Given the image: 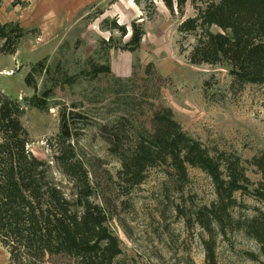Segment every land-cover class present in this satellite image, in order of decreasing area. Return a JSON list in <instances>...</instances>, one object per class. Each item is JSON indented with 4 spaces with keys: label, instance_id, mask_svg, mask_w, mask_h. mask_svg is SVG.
I'll return each mask as SVG.
<instances>
[{
    "label": "rangeland",
    "instance_id": "obj_1",
    "mask_svg": "<svg viewBox=\"0 0 264 264\" xmlns=\"http://www.w3.org/2000/svg\"><path fill=\"white\" fill-rule=\"evenodd\" d=\"M204 6L203 0H189L182 10L170 11L156 0L149 11L135 0H0V21L26 31L15 55H0V90L25 108L30 151L49 164L52 181L69 200L75 197L73 184L54 161L50 144L60 132L61 112L81 114L71 118L72 144L89 171L94 201L107 210L108 226L119 240L122 254L115 264H206L211 238L216 264H264V249L244 230L248 219L264 214V197L254 195L264 196V175L255 163L264 161V85L239 90L227 65L189 63L201 31L181 34L179 27ZM134 21L145 29L141 47L122 50L118 46L130 40ZM113 22L126 26L128 34L113 29ZM204 30L223 33L217 25ZM38 62L47 71L34 72L31 89L25 78ZM92 64H109L111 74L91 78ZM149 64L154 70L147 74ZM44 91L51 93L48 111L27 104ZM162 106L213 156L237 158L246 170V194H235L227 222L212 237L196 215L217 200L203 171L189 168L183 188L164 166L128 193L117 179L120 159L104 142L100 125L111 129L125 117L135 134L153 132V114ZM0 264H8L1 245Z\"/></svg>",
    "mask_w": 264,
    "mask_h": 264
},
{
    "label": "trees",
    "instance_id": "obj_2",
    "mask_svg": "<svg viewBox=\"0 0 264 264\" xmlns=\"http://www.w3.org/2000/svg\"><path fill=\"white\" fill-rule=\"evenodd\" d=\"M155 1L135 0V3L152 11ZM160 1L173 11L175 7L182 10L189 0ZM203 2L205 6L197 8L196 17L185 20L179 27L181 34L201 31L188 55L189 63L227 65L232 86L239 90L247 85H264V0ZM113 25L122 36L128 34L126 26L116 22ZM211 25H217L223 33L204 30ZM131 30L130 40L118 47L135 52L141 47L145 29L134 21ZM25 36L26 31L19 23L0 21V55H15ZM42 65L38 62L26 75L28 88L36 89L34 72L41 76L47 71ZM153 70L154 65L149 64L146 73ZM110 74L109 64H92L89 70L93 79ZM48 93L34 94L27 104L48 111L51 98ZM24 115L21 102L0 90V245L8 254V264H115L122 254L119 240L108 226L107 210L94 201L89 171L72 144L71 118L81 114L61 112L60 132L50 144L54 161L73 184V200L67 199L52 181L49 164L31 153L30 136L22 122ZM151 122L153 132L137 131V134L130 118L122 117L111 129L100 125L104 142L120 159L118 181L128 188V193L143 184L151 170L164 166L169 169L166 173L171 181L183 188L189 180V168L203 171L212 180L217 200L196 215L212 237L215 228L227 222L229 210L235 205V194H246L249 184L246 170L237 158L213 156L200 141L183 131L169 108L162 106L156 110ZM255 163L264 175L263 159ZM254 193L264 197L261 192ZM244 230L264 249V214L248 219ZM206 264H216L213 238L206 242Z\"/></svg>",
    "mask_w": 264,
    "mask_h": 264
}]
</instances>
